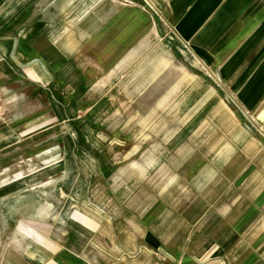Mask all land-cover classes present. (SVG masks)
<instances>
[{"label": "crops", "instance_id": "crops-1", "mask_svg": "<svg viewBox=\"0 0 264 264\" xmlns=\"http://www.w3.org/2000/svg\"><path fill=\"white\" fill-rule=\"evenodd\" d=\"M170 2L185 7L173 17L139 0H0V146L26 116L21 127L42 129L26 138L34 149L61 147L68 130L80 147L81 112L104 115L110 132L87 140L105 148L90 156L103 164L102 203L78 200L64 156L22 162L51 161L40 180L61 177L42 192L0 190V264H264V0ZM177 34L219 78H161ZM236 70L243 78H227ZM18 167L0 157V181Z\"/></svg>", "mask_w": 264, "mask_h": 264}, {"label": "rangeland", "instance_id": "rangeland-1", "mask_svg": "<svg viewBox=\"0 0 264 264\" xmlns=\"http://www.w3.org/2000/svg\"><path fill=\"white\" fill-rule=\"evenodd\" d=\"M141 1V4H143V6H145L147 8V10L150 11H161V16H167V12H172L173 13V17L175 14L179 13L182 9H184L185 4L184 3H179V2H170V0H139ZM172 1V0H171ZM152 4V5H151ZM163 16V17H164ZM174 27V26H173ZM176 33H178L176 31ZM164 37H162L161 41L162 44L165 42V39H163ZM177 42H176V48H177V60L176 61H172L170 62V64L168 63L165 68H163L161 70V78H185L186 75L188 76H195V78H219V73L217 71V68L215 66H213L211 63H209L208 67L207 66H201V62L196 60V57L194 56V54L192 55L191 53H189L188 51L186 52L185 50L186 45L189 46L188 43H186V45L182 42L183 40L180 38L179 34H177ZM147 41L153 42L156 41V39L153 38V36H149L146 39ZM190 47V46H189ZM183 50V52H181L180 50ZM162 53H165V56L169 57V53L168 51L164 52L162 51ZM196 55V53H195ZM197 56V55H196ZM171 57V56H170ZM153 58V52H149L146 54L145 56V60L149 59L151 60ZM176 58V57H175ZM199 59V58H198ZM147 63V62H146ZM152 69V68H151ZM241 69V68H240ZM229 70V69H228ZM232 70V69H231ZM237 74L235 76H228L227 78H243L242 76L240 77L239 74V70H236ZM242 73V70L240 71ZM229 71H226V74L229 75ZM232 73V72H231ZM189 77V78H190ZM194 78V77H193ZM226 78V77H225ZM5 89H2V92L0 93V109H1V117H0V128H3L5 126H8L9 124V117H10V110H9V105L7 103H5ZM20 104V102L18 103V105ZM87 112H81L80 117L78 118L79 120V126H80V130L79 133L76 131L75 138L80 140V147H75L73 148L72 146V139H68V138H72L73 134H72V130H68L67 133L70 135L69 137L64 139V145H62L61 147H59V151H63V155L64 158L66 159V161H62V163L60 164L61 166V171H63L64 175L67 176V163H69L71 165V169L73 170L74 176L78 177L79 176V180H80V186L76 187V189H78L79 191V195H77L78 200L81 203H93L95 202L96 204L98 203H102L105 201V194H104V181L101 178H95L96 176V171L98 170V168L100 167V165L103 164H98V163H94L91 162L90 156H94L97 152V150H101L104 153L105 148L104 147H100L98 149H96V147L93 146H88L89 142H87V140L92 141L93 139H98L101 140L102 142H104V140L106 138H108V132L107 130H105L106 127V122H105V116L104 115H97V116H92V118H90L88 116V114H86ZM62 116H59V120H61ZM256 121L258 122H264V118L262 116H255ZM31 116H26L23 118H20L16 121V123H18L17 129H16V133L13 131L12 133V137L11 139L4 143L3 145L0 146V157L4 158L5 162L7 164H11V165H16V167H18L19 165H22L25 167V171L24 174L22 176H12L10 179L8 180H1L0 181V190L1 191H9V188L13 189V192L18 191L20 188L28 185V183L30 185L33 184L32 180H35V183L38 182L43 174L47 171V166H50L51 164H44L42 161H36L35 165L29 164V169L27 168V163H22L24 160L30 159L31 156L33 155H37L40 153H43L44 151H40L43 148H46V144L43 146H40L36 149H34L32 147V145H30V141L26 140V138L30 135H33L35 133L38 132V130H42L39 127L41 125H34L33 127H29L28 129L21 127L22 125L24 126L26 122H24L25 120H30ZM58 120V121H59ZM108 120V118H107ZM120 121L119 116H117V118H114V121L112 120L113 124H118ZM61 122V121H59ZM93 122V123H92ZM109 122L110 125L111 122ZM3 123V125H2ZM15 121L13 122L12 125H14ZM23 123V124H21ZM58 123V122H57ZM97 127V128H96ZM23 128V129H22ZM94 129V130H93ZM47 132L50 131H46V137L45 140H50L51 138L55 137V132L49 133L47 134ZM72 135V136H71ZM74 138V137H73ZM49 149V147H48ZM74 149H76L75 154L76 156H79L80 161L73 163L71 161V158L67 157L68 155L73 154ZM118 152V161L122 160L121 157V147H118L116 149ZM57 151V150H56ZM30 156V157H28ZM28 157V158H27ZM36 159V158H35ZM39 160V159H38ZM121 163L117 162V165L119 166ZM20 167V166H19ZM103 169V166H102ZM119 170H120V166H119ZM104 171V170H103ZM35 173V175H31ZM19 177V178H18ZM75 180V179H74ZM32 183V184H31ZM34 183V184H35ZM83 183V185H82ZM117 185V184H116ZM29 187V186H28ZM97 187V188H95ZM65 196H64V202L67 203H71V197H72V188H71V184H69L66 188H65ZM21 194H19L17 192L16 197L13 198H18ZM24 195H27L24 194ZM3 197V195H2ZM9 196L7 195L5 197V201H9Z\"/></svg>", "mask_w": 264, "mask_h": 264}, {"label": "bare ground", "instance_id": "bare-ground-1", "mask_svg": "<svg viewBox=\"0 0 264 264\" xmlns=\"http://www.w3.org/2000/svg\"><path fill=\"white\" fill-rule=\"evenodd\" d=\"M152 5V4H151ZM1 133V132H0ZM2 134V133H1ZM5 136V135H4ZM72 136V135H71ZM51 147V146H50ZM49 147L48 148H43L42 150L40 151H44L43 153H40V154H37L39 156V158H42V157H46V156H49L50 154H53V155H56V156H61L63 155V151H59V147H56V146H52L51 148H53L54 150L53 151H50L51 148ZM57 150V151H56ZM28 158V157H27ZM35 161L34 160H31L30 163H27V168L29 169V164H32V165H35ZM51 161H44V164H50ZM68 165V173L70 175H74V173L72 172V169H71V165L70 164H67ZM31 167V166H30ZM25 171V167L24 166H20L16 169H13L12 170V176H22L23 172ZM55 171V170H54ZM9 172V171H8ZM7 178H8V174L6 175ZM61 177V174H54L52 176H49L47 178H44L43 180H39L38 182H36L35 184H32V185H29L28 188L30 187H35L37 189H39V192L41 191H46L47 189H49V187H52L56 184V182L58 181V178ZM19 178V177H18Z\"/></svg>", "mask_w": 264, "mask_h": 264}]
</instances>
